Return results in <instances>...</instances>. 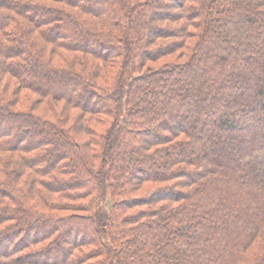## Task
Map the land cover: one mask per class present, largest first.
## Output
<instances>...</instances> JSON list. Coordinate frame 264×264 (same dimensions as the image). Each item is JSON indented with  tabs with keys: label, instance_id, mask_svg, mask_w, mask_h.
<instances>
[{
	"label": "trees",
	"instance_id": "obj_1",
	"mask_svg": "<svg viewBox=\"0 0 264 264\" xmlns=\"http://www.w3.org/2000/svg\"><path fill=\"white\" fill-rule=\"evenodd\" d=\"M3 242L264 264V0H0Z\"/></svg>",
	"mask_w": 264,
	"mask_h": 264
},
{
	"label": "rangeland",
	"instance_id": "obj_2",
	"mask_svg": "<svg viewBox=\"0 0 264 264\" xmlns=\"http://www.w3.org/2000/svg\"><path fill=\"white\" fill-rule=\"evenodd\" d=\"M58 88H59V89L62 88V90L65 91V92H69V91H71L70 88H65V87H58ZM219 147H220V146H219ZM213 148L217 149V148L214 147V146H213ZM228 148H229L230 151H235V146H230V147H228ZM237 148H238V147H237ZM238 149H241V148L239 147ZM5 247H6V243L3 242V246H0V249H3V248H5Z\"/></svg>",
	"mask_w": 264,
	"mask_h": 264
}]
</instances>
